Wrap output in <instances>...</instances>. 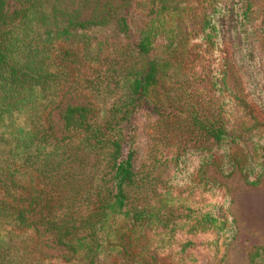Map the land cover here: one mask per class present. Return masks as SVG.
<instances>
[{"label":"trees","instance_id":"16d2710c","mask_svg":"<svg viewBox=\"0 0 264 264\" xmlns=\"http://www.w3.org/2000/svg\"><path fill=\"white\" fill-rule=\"evenodd\" d=\"M226 2L27 0L6 15L0 0V264H167L154 244L176 224L174 169L196 153L212 162L223 149L225 174L239 168L260 183L264 20L254 23L251 4ZM236 29L243 56L255 59V102L237 92L230 100L237 58L225 42L220 71L213 65L216 39ZM68 95L85 102L61 112L59 136L52 114ZM142 115L152 129L139 165ZM47 230L66 254L42 250ZM179 246L182 254L194 245ZM262 255L257 248L252 264Z\"/></svg>","mask_w":264,"mask_h":264},{"label":"rangeland","instance_id":"374dc122","mask_svg":"<svg viewBox=\"0 0 264 264\" xmlns=\"http://www.w3.org/2000/svg\"><path fill=\"white\" fill-rule=\"evenodd\" d=\"M1 1L2 12L6 15L21 9L27 2V0ZM241 4L252 5L250 16L254 23L260 25L264 20V0H227L226 8H237ZM217 27L220 33H223L221 21L217 23ZM224 37V34H220L213 47L215 51L213 65L216 67V72L220 71L221 67L218 66L221 65L226 54L222 50L225 42L230 47L231 58L235 56L237 58L236 64L232 63L234 69H230L228 79L235 93L228 92V96L234 103L238 102L234 100L237 92L238 97L248 96L252 102H255L260 96L258 92L260 88L252 79L254 76L252 64L255 63V59L243 56L244 51L241 52L239 46H246V43L240 40V32L237 29L233 34L230 32ZM6 40L7 35H1L0 46L5 44ZM84 102L82 97L68 95L60 108L53 112L52 121L59 136L66 134L61 112L69 104ZM255 106L258 108L257 103ZM146 117L147 115H142L134 139L135 160L139 165L144 163L147 156L152 129ZM257 119L256 130L260 132L263 117L258 115ZM222 152L223 149L212 162H203L201 153H196L191 157L190 162H184L180 168L174 169V186L181 188V191H173L169 198L170 204L178 208L174 213L176 224L172 231L165 229L154 244L160 259L167 264H208L209 260L214 263L218 261L216 264H252L251 256L254 251L257 248L264 249V176L258 185H252L246 181L239 168H235L231 175L225 174L223 167L227 160ZM200 165H203L202 169H199ZM187 180H192L190 185L182 186L181 184H185ZM165 203L166 201L163 202ZM159 208L162 214L166 210L165 207ZM207 213L217 217L218 220L210 225L207 221L198 220ZM203 224L209 227L204 228ZM42 239L41 247L47 255L66 254V249L56 243L55 235L51 231H45ZM182 240H192L194 245L189 252L182 253L183 257L182 254L177 253ZM253 264H264V255Z\"/></svg>","mask_w":264,"mask_h":264}]
</instances>
